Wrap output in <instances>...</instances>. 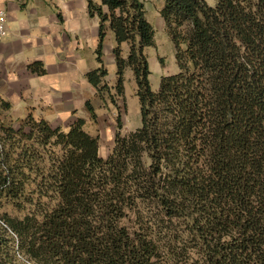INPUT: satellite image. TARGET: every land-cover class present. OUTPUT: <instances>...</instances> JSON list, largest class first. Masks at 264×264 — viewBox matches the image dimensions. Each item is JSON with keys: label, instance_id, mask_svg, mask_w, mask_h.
Listing matches in <instances>:
<instances>
[{"label": "trees", "instance_id": "trees-1", "mask_svg": "<svg viewBox=\"0 0 264 264\" xmlns=\"http://www.w3.org/2000/svg\"><path fill=\"white\" fill-rule=\"evenodd\" d=\"M86 1L100 19L88 81L110 91L111 29L115 89L130 69L141 125L123 136L119 115L104 158L85 119L7 125L0 97V264H264V0H165L179 72L157 92L145 0Z\"/></svg>", "mask_w": 264, "mask_h": 264}, {"label": "crops", "instance_id": "crops-1", "mask_svg": "<svg viewBox=\"0 0 264 264\" xmlns=\"http://www.w3.org/2000/svg\"><path fill=\"white\" fill-rule=\"evenodd\" d=\"M0 8L8 13L7 35L0 47V97L11 103L13 119L33 110L37 118L65 131L77 119L87 120L86 103L96 95L87 74L100 67L96 54L100 19L89 14L88 2L0 0ZM107 39L104 60L108 53L114 63L111 29ZM35 63L41 64L37 68L44 74L30 68Z\"/></svg>", "mask_w": 264, "mask_h": 264}, {"label": "rangeland", "instance_id": "rangeland-1", "mask_svg": "<svg viewBox=\"0 0 264 264\" xmlns=\"http://www.w3.org/2000/svg\"><path fill=\"white\" fill-rule=\"evenodd\" d=\"M207 2L211 6L215 5V0H207ZM145 4L147 9L146 18L155 31V45L147 47L145 54L148 57L151 72L149 76L150 84L152 90L157 92L161 79L164 76L177 74L179 67L176 60L175 43L160 13L165 0H145ZM105 44L109 46L110 42L108 39ZM123 49L124 55L127 56L128 45L124 44ZM104 64L109 72L106 80L110 86V91L103 94H97L96 92L95 97L88 100L94 107L96 118L93 119L87 110L88 118L87 120L85 119L84 129L89 134L100 137V155L106 158L114 144L117 117L121 115L122 118L121 135L127 136L141 125V113L133 72L127 69L125 74V93L123 96H118L115 89L117 67L115 62L110 61L108 53H106ZM3 116L7 125L15 120L11 115V111L4 113Z\"/></svg>", "mask_w": 264, "mask_h": 264}, {"label": "built area", "instance_id": "built-area-1", "mask_svg": "<svg viewBox=\"0 0 264 264\" xmlns=\"http://www.w3.org/2000/svg\"><path fill=\"white\" fill-rule=\"evenodd\" d=\"M7 21H8L7 11L0 8V47L7 35Z\"/></svg>", "mask_w": 264, "mask_h": 264}]
</instances>
